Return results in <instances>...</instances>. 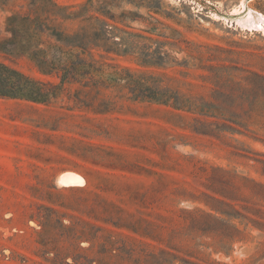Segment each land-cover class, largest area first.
I'll use <instances>...</instances> for the list:
<instances>
[{
    "label": "rangeland",
    "instance_id": "obj_1",
    "mask_svg": "<svg viewBox=\"0 0 264 264\" xmlns=\"http://www.w3.org/2000/svg\"><path fill=\"white\" fill-rule=\"evenodd\" d=\"M113 1L116 13L138 15L118 25L134 34L120 35L161 55L162 67L92 46L81 53L45 32L41 47L60 45L82 64L60 84L61 72L0 53L55 92L45 103L0 97V264H264V128L198 134L189 113L132 100L113 82L128 68L180 95H207L199 75L208 71L189 54L261 72L264 23L222 12L264 16V0ZM29 5L0 0V40L6 18Z\"/></svg>",
    "mask_w": 264,
    "mask_h": 264
},
{
    "label": "trees",
    "instance_id": "obj_2",
    "mask_svg": "<svg viewBox=\"0 0 264 264\" xmlns=\"http://www.w3.org/2000/svg\"><path fill=\"white\" fill-rule=\"evenodd\" d=\"M91 2L87 0L72 9L73 6L58 5L52 0H30L27 13H13L6 18V31L10 36L0 40V53L11 57L26 55L43 74L61 72L60 84L73 77L81 69L78 65L81 63L77 64L76 55L60 45L41 47L39 36L45 32L55 42L80 49L81 53L92 46L106 53L135 55L141 65L163 66L161 55L151 57L148 51L138 53L134 43L120 35L122 32L134 34L118 25L136 19L137 12L116 13L114 10L120 5H113V0H103L102 5H89ZM66 21L82 24L77 30L69 31L63 26ZM153 30L147 29L149 32ZM189 58L199 60L191 65L208 71L199 75L208 83L207 95H180L178 91L154 84L152 75L131 72L128 68L124 69L125 74L115 76L113 82L126 89L132 100L152 101L189 113L188 128L198 134L243 133L251 131V125L264 128V68L257 72L236 64L202 65L201 57L189 54ZM54 94L53 86L48 87L43 81L0 61V97L45 103Z\"/></svg>",
    "mask_w": 264,
    "mask_h": 264
},
{
    "label": "bare ground",
    "instance_id": "obj_3",
    "mask_svg": "<svg viewBox=\"0 0 264 264\" xmlns=\"http://www.w3.org/2000/svg\"><path fill=\"white\" fill-rule=\"evenodd\" d=\"M247 1L246 0H243L242 3H241L244 8H246V6H247V4H246ZM234 10H233V13L232 14H241L242 13V12H240L239 9H236L235 11ZM245 11H246L245 14L238 15L234 20L236 22H241V23H245V22L249 21L250 23H255L254 26H256V25L261 26L264 23V16L263 15L256 14V13L250 11L249 9L248 10H245ZM231 21H233V20H231ZM247 24H245V25H247ZM262 28L264 29V27H262ZM263 29H262V31H263Z\"/></svg>",
    "mask_w": 264,
    "mask_h": 264
},
{
    "label": "water",
    "instance_id": "obj_4",
    "mask_svg": "<svg viewBox=\"0 0 264 264\" xmlns=\"http://www.w3.org/2000/svg\"><path fill=\"white\" fill-rule=\"evenodd\" d=\"M247 1V0H246ZM212 7H213V9H215V11L216 12H218L219 10H218V8L216 7V6H214V5H212ZM244 12V11H243ZM242 12V13H243ZM241 13V14H242ZM241 14H232V13H225V12H222V16H224V17H226V18H228V19H235L238 15H241Z\"/></svg>",
    "mask_w": 264,
    "mask_h": 264
}]
</instances>
